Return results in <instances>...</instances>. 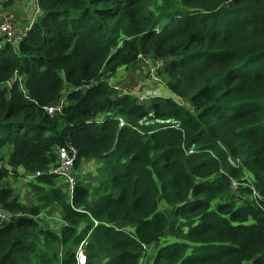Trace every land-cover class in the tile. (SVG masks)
<instances>
[{"label": "trees", "instance_id": "trees-1", "mask_svg": "<svg viewBox=\"0 0 264 264\" xmlns=\"http://www.w3.org/2000/svg\"><path fill=\"white\" fill-rule=\"evenodd\" d=\"M35 5L18 43L0 38V153L11 148L0 182L22 167L37 198L0 188V210L21 214L0 222V264H77L84 238L86 264L103 252L100 264H139L162 240L155 264H264V0ZM141 58L165 61L158 77L189 107L113 88ZM61 147L76 150V175L97 165L96 183L76 177L71 197L48 172ZM49 206L58 228L37 220Z\"/></svg>", "mask_w": 264, "mask_h": 264}, {"label": "rangeland", "instance_id": "rangeland-1", "mask_svg": "<svg viewBox=\"0 0 264 264\" xmlns=\"http://www.w3.org/2000/svg\"><path fill=\"white\" fill-rule=\"evenodd\" d=\"M20 1L22 0H17L14 4L18 5L20 4ZM13 4V5H14ZM35 5V4H34ZM2 8V6H0ZM34 8V7H33ZM4 9L5 12H11V6L7 8H2ZM3 12V11H2ZM13 14V13H12ZM14 15V14H13ZM16 18V16L14 15ZM33 17V15H32ZM17 28L23 29L22 26H25L24 24H20L19 22L16 23ZM3 42V40L0 41V43ZM165 62V61H164ZM111 85H116L119 88V92L122 91H127L130 95H133L134 97H138L140 93L143 91H148L149 92L153 90H158L160 89L159 94L160 95H168L171 97L173 100H175L177 103L179 102L180 104L189 107V104L186 100L180 99L179 97L176 98L175 96L171 95L169 92L164 87L163 81L158 80L156 81H150L148 77V68L143 61H141L137 67L134 69H126V70H119L115 73V75L112 77L110 80ZM1 87H4L5 85L3 83L0 84ZM70 89V85L68 83L64 82V93ZM138 100V99H137ZM144 102H147L145 100ZM11 148H8L7 146L3 147L0 153V165L3 164L5 165V160L7 157L8 152L10 151ZM97 165L94 164L93 162H87L81 164V166L77 169V177L79 181H84L89 184H94L96 183L97 180V171H96ZM19 174L18 176H12L11 174L5 177L1 182H0V188L2 186H9L14 189V195L16 197H19V200L22 203H25L27 205H34L36 204V195L32 192L31 187L27 182H35L34 178H31L30 176H25L22 172L23 169H19ZM245 177L247 178V175L245 174ZM59 184H62V182L59 181ZM236 192H233L235 195ZM162 205V203H161ZM161 207V206H160ZM38 222L41 224H45L49 227L52 228H58L59 225L62 223L60 220V215L58 212V209L55 206H49L48 208H45L42 213L37 217ZM169 239V238H168ZM164 244V241H159L155 242L153 244H150L148 246H145L142 249V252L140 254V262L139 264H155L154 263V257L156 254V250L160 248ZM106 252L99 253L95 259L96 263H102L103 260L106 258ZM250 262V261H249ZM249 262H246L245 264H249ZM159 264H166L164 262L159 263Z\"/></svg>", "mask_w": 264, "mask_h": 264}, {"label": "built area", "instance_id": "built-area-1", "mask_svg": "<svg viewBox=\"0 0 264 264\" xmlns=\"http://www.w3.org/2000/svg\"><path fill=\"white\" fill-rule=\"evenodd\" d=\"M37 12H38V8L35 5V12H34L33 19L31 23L28 24L27 27L24 26L23 29L17 28V25L15 24L16 20L12 13L8 11L2 12L0 14V38H2L6 42L15 43V44L18 43L22 39L23 35L31 27V24ZM140 61H143V63L146 64L148 68V77L150 81L158 82L159 80L158 71L161 70V68L163 67L164 61L159 60V59H157L156 61H149L147 58H141ZM112 86L114 89L119 91L118 86L114 84ZM149 91L150 90L143 91L142 93H140L137 97L138 101L144 102L145 100L148 99L149 96H158L159 94V90H153L151 92ZM65 104H66L65 95L64 93H62L61 97H59V99L56 102H54L53 104L49 106H45L44 110L46 111L48 115L53 116L57 113H60V111L62 110ZM149 116L152 117L151 114H149ZM119 121H120L119 125H122L123 121L120 120V118H119ZM154 123L158 125L159 124H175V122L171 120H162V119L157 120L156 119L155 121H151L146 118L140 119L138 124L140 126H148V125H153ZM76 154H77L76 150L72 147L58 148L56 151V159H55L56 165L51 167L48 170L49 173L56 175L60 179V181L63 182V185L69 197H71V195L73 194L74 188L78 183L77 178H76L77 176L75 173ZM236 186H237L236 183L232 184V188L234 190ZM12 216L18 217V216H21V214L20 213L11 214L9 213L8 210H5V209L0 210V222L9 221ZM93 224L97 225L98 222L94 221ZM86 244H87V241L84 238L83 242L80 243V245L77 247L75 251V261L77 262V264H86L87 262L86 255H85Z\"/></svg>", "mask_w": 264, "mask_h": 264}, {"label": "crops", "instance_id": "crops-1", "mask_svg": "<svg viewBox=\"0 0 264 264\" xmlns=\"http://www.w3.org/2000/svg\"><path fill=\"white\" fill-rule=\"evenodd\" d=\"M35 1L36 0H22L20 4H14L11 7V12L16 16L15 20L17 19V23L24 24L26 27L31 23L33 19L32 15L34 16L35 12ZM2 11L5 12L4 9L0 7V14Z\"/></svg>", "mask_w": 264, "mask_h": 264}]
</instances>
